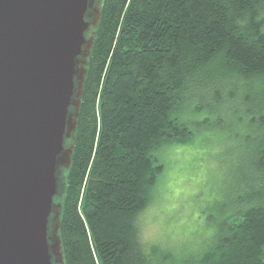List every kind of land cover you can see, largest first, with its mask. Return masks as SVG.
Masks as SVG:
<instances>
[{"label":"trees","instance_id":"obj_1","mask_svg":"<svg viewBox=\"0 0 264 264\" xmlns=\"http://www.w3.org/2000/svg\"><path fill=\"white\" fill-rule=\"evenodd\" d=\"M94 31L65 170V264H151L138 218L161 169L156 153L190 133L174 113L201 71L264 77V0H102ZM254 100L252 174L212 244L186 264H264V88Z\"/></svg>","mask_w":264,"mask_h":264},{"label":"water","instance_id":"obj_2","mask_svg":"<svg viewBox=\"0 0 264 264\" xmlns=\"http://www.w3.org/2000/svg\"><path fill=\"white\" fill-rule=\"evenodd\" d=\"M102 0H0V264H65V170Z\"/></svg>","mask_w":264,"mask_h":264},{"label":"rangeland","instance_id":"obj_3","mask_svg":"<svg viewBox=\"0 0 264 264\" xmlns=\"http://www.w3.org/2000/svg\"><path fill=\"white\" fill-rule=\"evenodd\" d=\"M203 70L184 92L174 115L190 133L156 153L161 166L138 226L151 264H186L207 249L231 211L240 178L252 174L254 94L264 77H230ZM157 245L163 254L153 253Z\"/></svg>","mask_w":264,"mask_h":264},{"label":"flooded vegetation","instance_id":"obj_4","mask_svg":"<svg viewBox=\"0 0 264 264\" xmlns=\"http://www.w3.org/2000/svg\"><path fill=\"white\" fill-rule=\"evenodd\" d=\"M96 2H97V0H96Z\"/></svg>","mask_w":264,"mask_h":264}]
</instances>
